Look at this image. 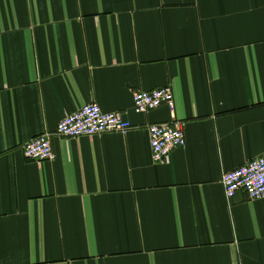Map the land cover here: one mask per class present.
<instances>
[{
    "label": "crops",
    "instance_id": "1",
    "mask_svg": "<svg viewBox=\"0 0 264 264\" xmlns=\"http://www.w3.org/2000/svg\"><path fill=\"white\" fill-rule=\"evenodd\" d=\"M165 86L173 111H134ZM93 102L133 128L54 134ZM42 132L53 161L24 154ZM263 154L264 0H0V264H264V198L222 184Z\"/></svg>",
    "mask_w": 264,
    "mask_h": 264
},
{
    "label": "built area",
    "instance_id": "2",
    "mask_svg": "<svg viewBox=\"0 0 264 264\" xmlns=\"http://www.w3.org/2000/svg\"><path fill=\"white\" fill-rule=\"evenodd\" d=\"M134 111L146 114L162 106L175 109L171 87L138 90L133 96ZM133 124L121 112H105L98 103H89L80 110L64 117L57 126L55 135L63 137L93 136L106 132L128 133ZM186 122L174 120L149 125L152 159L168 163L174 150L186 145ZM50 132H42L23 145L26 158L38 162L53 161L56 153ZM222 184L228 200L243 191L252 200L264 198V154L241 166L225 172Z\"/></svg>",
    "mask_w": 264,
    "mask_h": 264
}]
</instances>
